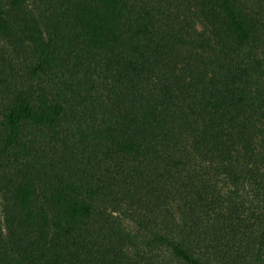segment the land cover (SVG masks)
Listing matches in <instances>:
<instances>
[{
	"label": "trees",
	"instance_id": "1",
	"mask_svg": "<svg viewBox=\"0 0 264 264\" xmlns=\"http://www.w3.org/2000/svg\"><path fill=\"white\" fill-rule=\"evenodd\" d=\"M0 264H264V0H0Z\"/></svg>",
	"mask_w": 264,
	"mask_h": 264
}]
</instances>
